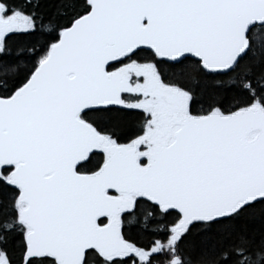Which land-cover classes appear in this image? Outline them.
I'll use <instances>...</instances> for the list:
<instances>
[{
  "label": "snow or ice",
  "instance_id": "obj_1",
  "mask_svg": "<svg viewBox=\"0 0 264 264\" xmlns=\"http://www.w3.org/2000/svg\"><path fill=\"white\" fill-rule=\"evenodd\" d=\"M0 264H264V0H0Z\"/></svg>",
  "mask_w": 264,
  "mask_h": 264
}]
</instances>
